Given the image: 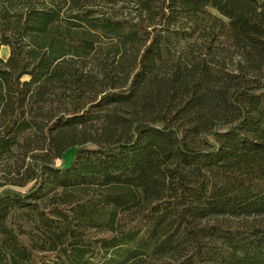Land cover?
Here are the masks:
<instances>
[{"label":"trees","instance_id":"1","mask_svg":"<svg viewBox=\"0 0 264 264\" xmlns=\"http://www.w3.org/2000/svg\"><path fill=\"white\" fill-rule=\"evenodd\" d=\"M4 46L0 264H264V0H0Z\"/></svg>","mask_w":264,"mask_h":264},{"label":"rangeland","instance_id":"2","mask_svg":"<svg viewBox=\"0 0 264 264\" xmlns=\"http://www.w3.org/2000/svg\"><path fill=\"white\" fill-rule=\"evenodd\" d=\"M7 51L5 52L2 48L0 51V57L7 61V59L10 56V49L7 47L6 48ZM181 49L179 47H175V49L172 50V55L174 54L175 57H179L181 56ZM9 54V55H8ZM239 57L236 55V53L233 50L229 51V54L227 57L223 58L218 57L217 58V62L219 63L220 66L218 67H227L229 69H234L236 63L238 62ZM88 69H91L93 72L95 73H99L100 72V65L97 63H91L89 61L88 64ZM94 73V74H95ZM170 74V70L169 69H162L161 71H159L158 76L159 78H166L168 77V75ZM122 77H124L123 75H121V77H119V81H115V83L118 82V85H122L123 84V80ZM28 76H25L23 78V81L28 80ZM121 79V80H120ZM112 82L110 81V86H111ZM131 84V79L128 82V84L126 85L125 88H128ZM118 90H120L118 88ZM72 91H75L72 89ZM111 91V89H110ZM64 92V90H57V93L55 95H53V97H57L58 95H62V96H68V94ZM69 93V92H68ZM87 98V97H86ZM85 98V99H86ZM84 99V100H85ZM80 102L83 105V101ZM62 107H69V104H66ZM121 115L118 116V118L121 120L123 119V117L129 118L130 115L126 114L125 112H121ZM101 127H103L102 123H97L95 124L94 128L91 130L93 132V134H96L94 132L98 131L99 129H101ZM27 150L26 149H22L18 152H15L14 155H12L10 158L8 159H0V191L2 189L5 188H12V189H16L18 191H27L30 187L33 186V182H28V174H30V153L29 155L27 153H25ZM156 149L155 148H149L146 151H144V154L146 156V161H152L154 159V155L156 154ZM34 153H38V150L35 151ZM72 154H74L73 152L68 153V159L72 158ZM227 220L229 222H233V223H239V222H247V221H251L249 219H244V220H234V219H224ZM258 221L260 222H264V217H259L257 218Z\"/></svg>","mask_w":264,"mask_h":264},{"label":"crops","instance_id":"3","mask_svg":"<svg viewBox=\"0 0 264 264\" xmlns=\"http://www.w3.org/2000/svg\"><path fill=\"white\" fill-rule=\"evenodd\" d=\"M6 48H7V47H5V46H4V47H2V49H3L5 52L7 51V49H6ZM8 55H9V54H8Z\"/></svg>","mask_w":264,"mask_h":264}]
</instances>
